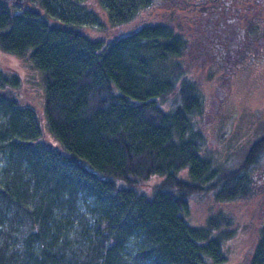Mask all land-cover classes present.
Here are the masks:
<instances>
[{
  "label": "trees",
  "instance_id": "1",
  "mask_svg": "<svg viewBox=\"0 0 264 264\" xmlns=\"http://www.w3.org/2000/svg\"><path fill=\"white\" fill-rule=\"evenodd\" d=\"M97 1L114 27L152 0ZM29 3L15 11L0 0V48L27 55L43 85L41 111L0 97L11 123L0 136L3 147L34 178L33 188L12 176L0 186L1 201L24 207L36 198L24 208L28 226L18 251L8 260L0 253V264H221L237 219L218 210L193 224L189 202L207 195L225 204L254 194L251 171L262 164L264 133L241 160L214 161L203 152L195 119L203 95L181 59H189L190 40L170 23L104 40L84 31L100 16L82 11L79 0ZM7 82L17 85L18 76H0ZM45 126L55 148L40 141ZM152 177L160 179L145 191ZM78 194L97 203L89 218L81 212L74 222L57 208ZM133 235L142 242L131 253L124 246ZM248 264H264V214Z\"/></svg>",
  "mask_w": 264,
  "mask_h": 264
},
{
  "label": "rangeland",
  "instance_id": "2",
  "mask_svg": "<svg viewBox=\"0 0 264 264\" xmlns=\"http://www.w3.org/2000/svg\"><path fill=\"white\" fill-rule=\"evenodd\" d=\"M193 1L164 0L161 2L152 0L149 7L141 10L129 22L113 27L109 24L107 12L97 0H79L85 6L82 11L87 9L90 14L91 11H94L100 16L99 23L93 21L91 24H86L84 31L101 36L104 40L131 32L145 23L159 21L172 23L174 27L180 26L181 29L187 23L188 30H193L196 23L187 21L188 18L193 17L190 5ZM9 2L17 6H12L15 11L20 10L19 6L30 5L29 0H9ZM195 19L199 20L198 15ZM191 45L193 46L190 42V47ZM259 53L260 50L254 56L259 58L261 56ZM182 58H184L182 66L186 69L188 77L197 82L203 95V110L195 116L197 126L205 136L202 144L203 152L210 155L214 161H222L230 157L241 160L247 146L264 133V59L262 61L252 60V62L245 60L243 67L223 72L214 61L203 63L201 58L200 63L199 60H196L197 65L195 66L193 64L194 57L191 63L186 55ZM0 76L8 81L18 76L19 82L15 87L20 89V95L29 106L41 111L43 85L40 73L32 66L27 55L19 56L0 48ZM3 85L5 84L0 83V86ZM170 99V96H167L163 100L162 104L165 109L168 107ZM6 106L7 104L0 99V136L5 132L9 122V116L4 111ZM44 132V139L56 143L57 139L52 136L46 126ZM261 173L264 175V158L262 164L251 171L256 191L248 197L237 198L225 204L217 203L207 195L190 199L189 218L193 224H202L209 213H217L218 210L228 212L237 219L233 224L235 232L223 243L225 260L221 264H248L264 214V181H262ZM14 175L30 182L34 188L32 183L34 178L26 162L19 156L9 155L3 147V140L0 137V186L10 181ZM159 179L152 177L147 180L142 185L144 190L149 191L151 184ZM35 199L33 196L28 197L24 207H20L7 199L1 201L0 197V253L5 255V260L10 258L11 252L18 251L22 233L28 226L23 214L26 207L33 205ZM64 203L67 207H64L63 212L58 208L57 210L63 215L66 212H71L70 216L73 215V221L76 222L81 212L89 218L90 208L97 202L93 197L78 194L71 201L68 200ZM140 242H142L140 238L133 235L127 240L124 247L128 252L133 253ZM5 262L3 261V264Z\"/></svg>",
  "mask_w": 264,
  "mask_h": 264
},
{
  "label": "flooded vegetation",
  "instance_id": "3",
  "mask_svg": "<svg viewBox=\"0 0 264 264\" xmlns=\"http://www.w3.org/2000/svg\"><path fill=\"white\" fill-rule=\"evenodd\" d=\"M190 5L193 17L187 21L195 22L196 27L189 31L185 23L184 28H176L184 36H189L193 44L189 49L190 63L194 57L193 64L196 66V60L200 63L202 58L203 63L214 61L223 72H230L243 67L245 60L252 62L264 59V0H194ZM195 15H198L199 20L195 19ZM259 50L261 56L256 58L254 54ZM208 57L210 60L207 61ZM3 86H11L16 90L19 100L10 101L20 107L38 110L26 103L15 85L7 83ZM44 140V137L40 139L45 146ZM252 178L254 180V176ZM262 179L264 181V175ZM252 254L253 251L249 260Z\"/></svg>",
  "mask_w": 264,
  "mask_h": 264
},
{
  "label": "water",
  "instance_id": "4",
  "mask_svg": "<svg viewBox=\"0 0 264 264\" xmlns=\"http://www.w3.org/2000/svg\"><path fill=\"white\" fill-rule=\"evenodd\" d=\"M0 96L8 100H13V101L19 100V97L16 94V90L11 86H3V87L0 86ZM44 144L47 147L55 148V145L50 140L45 139Z\"/></svg>",
  "mask_w": 264,
  "mask_h": 264
},
{
  "label": "bare ground",
  "instance_id": "5",
  "mask_svg": "<svg viewBox=\"0 0 264 264\" xmlns=\"http://www.w3.org/2000/svg\"><path fill=\"white\" fill-rule=\"evenodd\" d=\"M11 128V123H10V121L7 123V128Z\"/></svg>",
  "mask_w": 264,
  "mask_h": 264
}]
</instances>
